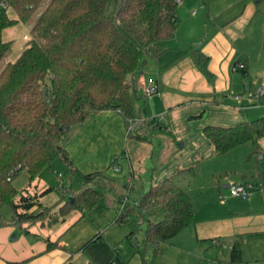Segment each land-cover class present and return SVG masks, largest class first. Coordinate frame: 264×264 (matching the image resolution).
<instances>
[{
    "label": "trees",
    "instance_id": "16d2710c",
    "mask_svg": "<svg viewBox=\"0 0 264 264\" xmlns=\"http://www.w3.org/2000/svg\"><path fill=\"white\" fill-rule=\"evenodd\" d=\"M44 1L0 0V61L12 45L4 40V30L19 23H31ZM180 1L118 0L114 16L106 14L108 0H51L44 8L30 29V38L20 57L0 73V225L5 224L1 214L5 206L13 210L14 219L20 224L44 219L49 207H44L40 199L54 188L30 195L28 190L20 191L13 185L12 175L27 170L31 186L57 158L75 171L68 151L61 144L68 130L90 115L119 111L128 127V137L150 141L132 126L137 117L131 91L137 98L146 99L138 94V76L151 55L157 57L162 53L161 43L174 36ZM9 9L16 14L15 18L9 15ZM194 57L198 66L208 72L209 56L194 50ZM145 116L143 107L139 118ZM147 126L164 128L156 118ZM202 132L217 156L247 143L253 144L252 155L259 156L264 117L233 126L207 125ZM179 172L195 175V168ZM95 175L99 177L98 184L116 190L114 181L104 172L84 175L87 183ZM59 187L64 188L59 203L62 218L73 211L93 209L103 196L92 186L77 191H69L63 184ZM156 206L166 209L164 218L158 222L146 216V211ZM116 207L120 212L118 223L134 216L137 228L146 225L141 242L135 231L126 237L142 264H156L162 243L196 225L192 199L174 176L142 187L134 206L125 205L124 196L117 195ZM100 239L96 236L87 244ZM57 246L48 241V250ZM242 246L241 238L233 242L229 251L231 264H243ZM115 264H126L119 249Z\"/></svg>",
    "mask_w": 264,
    "mask_h": 264
},
{
    "label": "crops",
    "instance_id": "0c3cea01",
    "mask_svg": "<svg viewBox=\"0 0 264 264\" xmlns=\"http://www.w3.org/2000/svg\"><path fill=\"white\" fill-rule=\"evenodd\" d=\"M263 2L264 0H208L199 6L195 0L180 1L178 8L180 5L184 6L182 12L188 13L196 6L199 8L191 17L183 14L174 36L161 43L162 53L157 57L151 55L142 74L138 76L137 91L140 96H143L144 85L155 84L158 87V93L146 99L137 98L135 92L131 91L136 123H143L142 131L138 134L149 138L152 131L147 124L152 118H156L175 140L183 139L192 143L198 141L214 152L202 132L205 126H233L246 121L249 113L254 114V117L257 115L256 108L259 104L248 99L245 83L240 87V78L233 66L235 63L244 64L243 76L250 78L254 74L259 78L251 86H264ZM205 12L207 20L211 19L216 27L214 40L203 41L201 49L197 50L209 56L208 72L196 63L195 49L192 47L200 40L195 24L205 16ZM10 28L3 32L5 41H10V38H6L11 32ZM26 36L24 35V39L28 41L30 37L26 39ZM215 40L218 41V48L222 47L221 52L215 48ZM239 40L244 43L236 47L239 54L235 49L228 48L224 51L229 42ZM21 47H18L19 57L25 49ZM252 50L255 52H251ZM231 89H238V95L243 97L241 102L236 100L235 95L228 96ZM143 107L146 116L139 118ZM70 130L73 135L67 139L65 149L73 167L81 169L85 175L107 172L109 177H115L109 163L113 158H118L124 171L130 173L132 181L140 153L149 154L153 147L150 138V141H139L136 137H128V127L119 111L107 110L92 114ZM145 131L147 135L142 134ZM193 131L195 133L192 137ZM195 144L194 142L193 145ZM260 145V155L264 159V137L260 139ZM197 146H192V151L200 149L201 145ZM179 169L181 167L177 166L171 171L160 170L150 179L145 178L142 187L166 177L183 174ZM96 176L91 177L89 183H95ZM240 176L243 181L247 178L245 172L240 173ZM232 183L243 182L236 178L225 180L223 186L219 187V194L226 198L221 201L220 196L216 195L217 199L213 203L208 202L204 212L197 211L193 205L196 225L188 230L197 243L195 251L204 257L210 255V259L218 264H231L229 257L225 255V249L229 252L232 245L229 247L226 242L233 244L237 238H241L243 264H264V209L254 210L250 208L251 205L243 209V205H239L236 197L229 191L228 185ZM46 188L45 184H39L36 192L40 193ZM45 197L40 202L44 207H50L43 203ZM126 199L124 198L125 205ZM251 203L252 201L248 202ZM61 206L62 204L58 205L59 208ZM162 207L163 209L150 212V220L158 221L164 217L166 209ZM93 209L90 212L73 211L52 225L38 224L35 221L20 224L13 215L3 216L5 224L0 225V264H115L116 249H119L122 239H126L131 231L127 227L118 226V218L113 223L117 215L113 209L108 214L99 211L100 215ZM24 230L29 231V234H25ZM96 236L101 239L87 244ZM48 241L57 243L58 246L48 250ZM221 245L222 254L219 252ZM166 248L170 253L167 264H175L178 260L183 264L182 254H191L189 250ZM119 254L122 259L120 250ZM133 260V264H142L140 257Z\"/></svg>",
    "mask_w": 264,
    "mask_h": 264
},
{
    "label": "rangeland",
    "instance_id": "374dc122",
    "mask_svg": "<svg viewBox=\"0 0 264 264\" xmlns=\"http://www.w3.org/2000/svg\"><path fill=\"white\" fill-rule=\"evenodd\" d=\"M50 1L51 0L44 1V3L36 11L31 23H19L10 28L9 31L11 32H9V36H6V38H10L12 45L8 54L0 61V73L4 70L7 64H9L10 62H15L19 58L18 47L22 46L21 48H25L27 43V40L24 39V35H27L28 38L30 37L31 27ZM117 2L118 0H108L106 5L107 15L114 16L116 14ZM195 3L199 6L203 4L196 0ZM199 6L191 9V11H189L188 13L182 12V10H184V6L180 5L179 8L177 7L176 18L178 20V24H181V20L184 16L183 14H185V17H191L192 15L196 14ZM262 6L264 8V2ZM8 12L11 17H16V14L13 10L9 9ZM258 18H262V16H258ZM262 19L260 23L261 26L259 24L260 30H262L263 28ZM195 26L198 30L197 34H199L200 40L195 42L192 47L197 43H201L203 45V41L206 42L208 40H214L213 38L216 34V27L211 19L207 20L206 12L205 16H203L201 20H199V22L195 24ZM214 43L215 48H217V50L221 52L220 50L222 47L220 49L218 48V41L215 40ZM242 44L244 43L240 40L238 42H229V44L224 47V51L229 48L231 50L235 49L236 53H238L236 47ZM251 52L254 53L255 51L252 50ZM235 73L239 75L240 87H243V82L245 83V88L247 89L248 94L257 90V86H251V84L253 85V82L259 80V78L257 79L254 74L253 76L248 78L243 76L242 70H238ZM229 93L230 94H228V96H236L239 94L238 89H231ZM256 103L259 104L258 108H256L257 115H255L254 117V114L249 113L247 115V120H255L257 118L264 117V96L258 98L256 100ZM132 126L133 128H138L137 133H141L140 131H142V129L139 128L142 126L139 123L133 124ZM69 130L66 133L64 141L61 144V146L64 148H66L65 145L68 141L67 139H69L70 136L73 135V132ZM150 131L152 132L148 137L153 141V147L149 154L140 153L139 162L135 165V177L132 181L130 180V173L124 171V167L120 164V160L118 158H113L109 163V166H111L110 169L114 173L115 177H109L107 175V172L106 174H104L114 181L116 190L111 187L107 188L102 183L97 184L99 180L98 175L96 176L95 183H87L84 177L85 174H83V171L81 169L75 168V171L73 172V170L60 158H57L54 161L51 168L45 169L42 172V178L36 180V182H33L31 186L29 184V174L27 170L18 171L17 173L12 175V183L20 191L23 189L28 190V193L30 195H34L35 193H37L36 191L39 184H45L46 187L54 188V191L43 199V203L46 206L50 207L43 220L35 221L36 223L38 222V224H51L55 223L56 220H60L62 218V214L59 212L60 208L58 207L60 201L63 198L62 196L64 192V188L59 187V185L61 184H63L65 188L68 187L69 191L70 189L71 191H77L78 189L88 186H92L98 189L103 194V196L98 205L95 206L93 210L96 209V211L100 215V212L103 214H108L109 210L113 209L117 214L113 219V223H115V220L119 217L120 214L119 210L116 207L117 195L120 194L121 196H124V198H127V205L134 206V203L139 196L145 178L150 179L154 173L157 174L160 170L167 169L171 171L173 167L176 168L177 166L181 167V169H187L190 167L195 168V175H191L189 172H184L181 175H177L175 179L178 184L189 193L191 199L194 202L193 205L195 206V209L199 212L201 211V213L206 209L208 202L213 203V201L217 199L216 195L220 196L221 201L226 198V196H222L219 194V187L221 188L223 186V182L225 180H232V178H236L239 181H242V184L252 186L253 191L251 196H249L248 198H236V201L239 202V205H243V209L249 208V205H251L250 208H253L254 210H260L261 208L264 209V159L263 157H261V155H252V152L254 150L252 143H247L239 146L230 154L217 156L213 151L211 152L209 150L208 146H203L198 141H194L196 144L193 145L194 142L192 143L191 141H185L183 139L175 140V138L171 137V134L166 131L165 127L163 129H159V127L153 126L151 127ZM194 133L195 132L193 131L191 135L192 137L194 136ZM142 134L147 135L146 131L142 132ZM157 140L160 141V143H158ZM196 145H201L200 149L196 148L195 151H192V146ZM119 156L121 157V155ZM242 172H245V174L247 175V178L244 179V181L240 176V173ZM251 201L252 203L248 204V202L250 203ZM159 208L163 209L162 206H156L148 209L146 211V216L150 219V212ZM90 210L92 211V209ZM90 210H88V212H90ZM1 214L5 217H8L10 215L14 216L13 210L8 206L2 208ZM135 224L136 217L134 216H132L130 219H125L121 223H117V225L120 227H127L130 231H135V236L141 242L146 225L144 224L137 228ZM226 244H228L229 247L230 245H232L231 243L227 242ZM166 247H169L170 249L174 248L177 250H189L191 254H186V252H184L181 256L183 264H218L217 261L210 259V255L204 257L203 255H200V253H196L195 250L197 248V243L194 236L191 234V231L188 229L182 231L170 241L162 243L160 245L156 264L168 263V256H170V253H168L169 251L165 250L168 249ZM222 247V245L219 247L220 253L222 252ZM119 250L121 251L122 259L126 262V264H129L130 262V264H133V259L137 257L139 258V256L134 254L133 246L127 239H122L121 243L119 244ZM163 253H165V257H163ZM225 253L227 257L230 256L228 250L226 249ZM209 254H211V251L209 252ZM175 264H180L179 260Z\"/></svg>",
    "mask_w": 264,
    "mask_h": 264
},
{
    "label": "built area",
    "instance_id": "2783aa9c",
    "mask_svg": "<svg viewBox=\"0 0 264 264\" xmlns=\"http://www.w3.org/2000/svg\"><path fill=\"white\" fill-rule=\"evenodd\" d=\"M25 38L28 39V36H26ZM244 68L245 66L242 63H235L233 66L234 71L244 70ZM157 93H158L157 85L151 84L149 86H145V85L143 86V95L145 97L152 98ZM262 96H264V86L257 88L255 92H251L248 95V99L253 102ZM235 98L237 101L241 102L243 97L242 95H236ZM228 187L231 195L236 198H248L249 196H251L253 191L252 186L245 184L232 183L228 185Z\"/></svg>",
    "mask_w": 264,
    "mask_h": 264
},
{
    "label": "water",
    "instance_id": "95a60500",
    "mask_svg": "<svg viewBox=\"0 0 264 264\" xmlns=\"http://www.w3.org/2000/svg\"><path fill=\"white\" fill-rule=\"evenodd\" d=\"M201 47H202V44H201V43H197V44H195V45L193 46V48H194L195 50H200Z\"/></svg>",
    "mask_w": 264,
    "mask_h": 264
}]
</instances>
